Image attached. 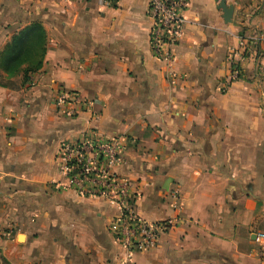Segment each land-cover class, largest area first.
<instances>
[{
	"label": "crops",
	"instance_id": "obj_1",
	"mask_svg": "<svg viewBox=\"0 0 264 264\" xmlns=\"http://www.w3.org/2000/svg\"><path fill=\"white\" fill-rule=\"evenodd\" d=\"M183 1L170 77L146 0H0V52L32 23L45 33L26 82L0 68V264H264V0H227L230 23L219 0ZM89 134L123 145L114 172L137 215L172 223L130 260L113 206L58 173L60 148Z\"/></svg>",
	"mask_w": 264,
	"mask_h": 264
},
{
	"label": "built area",
	"instance_id": "obj_2",
	"mask_svg": "<svg viewBox=\"0 0 264 264\" xmlns=\"http://www.w3.org/2000/svg\"><path fill=\"white\" fill-rule=\"evenodd\" d=\"M113 1L116 0H102L106 5ZM146 1L152 22L151 51L171 77L174 75L172 49L181 34L184 24L181 10L186 4L183 0ZM245 46V41L240 39L229 50L228 84L241 77L239 60L244 54ZM76 104L77 97L65 92L59 93L54 102L55 107L68 118L73 116ZM122 150L123 145L117 138L89 134L60 148L58 173L66 179V186L79 195L98 197L113 206L116 217L112 232L116 242L124 249L126 261L135 253L153 250L161 233L169 229L172 223H152L142 219L134 211L135 198L131 195L128 182L114 172L115 166L120 162Z\"/></svg>",
	"mask_w": 264,
	"mask_h": 264
},
{
	"label": "trees",
	"instance_id": "obj_3",
	"mask_svg": "<svg viewBox=\"0 0 264 264\" xmlns=\"http://www.w3.org/2000/svg\"><path fill=\"white\" fill-rule=\"evenodd\" d=\"M44 46L45 33L42 26L32 23L13 35L0 52V68L9 77L22 72V80L26 82L28 75L40 68Z\"/></svg>",
	"mask_w": 264,
	"mask_h": 264
},
{
	"label": "water",
	"instance_id": "obj_4",
	"mask_svg": "<svg viewBox=\"0 0 264 264\" xmlns=\"http://www.w3.org/2000/svg\"><path fill=\"white\" fill-rule=\"evenodd\" d=\"M227 0H219L218 9L222 12L224 23H230L233 13V7L226 4Z\"/></svg>",
	"mask_w": 264,
	"mask_h": 264
}]
</instances>
